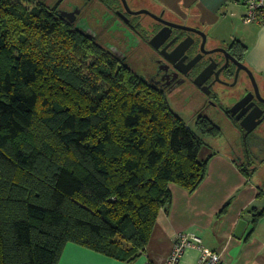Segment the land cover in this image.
Instances as JSON below:
<instances>
[{
    "label": "trees",
    "instance_id": "16d2710c",
    "mask_svg": "<svg viewBox=\"0 0 264 264\" xmlns=\"http://www.w3.org/2000/svg\"><path fill=\"white\" fill-rule=\"evenodd\" d=\"M220 132L207 117L188 126L42 3L0 0V264H58L69 242L135 260L170 208V184L192 193L204 180V138ZM248 212L254 229L264 206Z\"/></svg>",
    "mask_w": 264,
    "mask_h": 264
},
{
    "label": "flooded vegetation",
    "instance_id": "af4514ba",
    "mask_svg": "<svg viewBox=\"0 0 264 264\" xmlns=\"http://www.w3.org/2000/svg\"><path fill=\"white\" fill-rule=\"evenodd\" d=\"M31 1L87 32L164 93L168 102L193 107L194 121L207 117L226 122L233 135L228 146L233 160L257 173L264 171L260 169L264 166V82L246 64L240 41L211 43L201 27L169 19L130 0ZM141 50L147 54L145 62ZM219 91H224L228 102L221 101Z\"/></svg>",
    "mask_w": 264,
    "mask_h": 264
},
{
    "label": "crops",
    "instance_id": "0c3cea01",
    "mask_svg": "<svg viewBox=\"0 0 264 264\" xmlns=\"http://www.w3.org/2000/svg\"><path fill=\"white\" fill-rule=\"evenodd\" d=\"M169 2L165 0V5L170 6ZM175 5L190 10L186 13L209 38L240 41L246 64L264 82V24H244L243 8L235 0H177ZM179 12L189 19L185 11ZM209 155L207 174L194 192L170 184V208L159 211L146 249L135 260L121 261L69 242L58 264H165L178 233L198 235L205 249L219 253L220 264H264V215L253 229L248 212L264 206V191L250 176L256 171L245 175L227 152L216 150ZM228 200L227 211L217 217ZM198 257L199 250L189 248L178 264H197Z\"/></svg>",
    "mask_w": 264,
    "mask_h": 264
},
{
    "label": "rangeland",
    "instance_id": "374dc122",
    "mask_svg": "<svg viewBox=\"0 0 264 264\" xmlns=\"http://www.w3.org/2000/svg\"><path fill=\"white\" fill-rule=\"evenodd\" d=\"M130 1H132L134 4L138 6L140 5L146 6L154 10L155 12H163L167 18L172 19V20H177L179 22L181 21L186 24L187 23L195 24L194 21H196L194 17L189 15V13H191L190 10H187L183 6L179 7L178 5H175L177 0H170L169 2L170 4H168L170 6L165 5V0H130ZM166 1H169V0H166ZM24 2L26 3L27 6L32 7L33 2L31 0H27V1L24 0ZM179 10L185 11L184 13L189 12V13H186L189 19H184L185 16L182 15V13L179 12ZM81 25H79V27ZM86 25L87 23L84 26ZM81 28L83 27L81 26ZM83 29H86V28H83ZM210 42L215 43L217 41L215 39L210 38ZM141 54H142L141 59L143 62H145L147 59V54L143 50H141ZM131 57L133 56L131 55ZM132 70L134 71L133 68ZM219 93L221 95V101L223 103L228 102L226 101L227 99L224 97V91L223 92L219 91ZM169 104H170V107L175 111V113H177L188 126L194 127V119L196 117L195 115L196 111H194L193 107L187 106V107L182 108L181 106H179V104L178 105L174 104L172 101H169ZM213 120L221 127V134L217 137L208 136L204 138L205 147H203V149L200 152V158H204L207 155H209L210 152H215L216 150L229 153L228 146L232 144V140H233V135L229 132V125L226 122H222L214 118ZM258 128L259 127H257L256 130ZM254 164H257V161ZM250 176L252 178V181L254 183H258L259 185H261L262 190L264 191V171L260 173L252 172ZM263 203H264V200L262 204Z\"/></svg>",
    "mask_w": 264,
    "mask_h": 264
},
{
    "label": "built area",
    "instance_id": "2783aa9c",
    "mask_svg": "<svg viewBox=\"0 0 264 264\" xmlns=\"http://www.w3.org/2000/svg\"><path fill=\"white\" fill-rule=\"evenodd\" d=\"M235 2L243 8L242 22L244 24H264V0H235ZM189 248L199 250L197 264H220L221 259L217 251L205 249L198 235L187 233H178L175 236L165 264H178Z\"/></svg>",
    "mask_w": 264,
    "mask_h": 264
},
{
    "label": "water",
    "instance_id": "95a60500",
    "mask_svg": "<svg viewBox=\"0 0 264 264\" xmlns=\"http://www.w3.org/2000/svg\"><path fill=\"white\" fill-rule=\"evenodd\" d=\"M139 12H146V11H143V10H141V11H139ZM196 31H199V32H201V33H203L201 30H199V29H195ZM203 76H204V74H203ZM203 76H199V78H201V77H203ZM253 121H254V118H253ZM253 127V125L251 126V128Z\"/></svg>",
    "mask_w": 264,
    "mask_h": 264
}]
</instances>
